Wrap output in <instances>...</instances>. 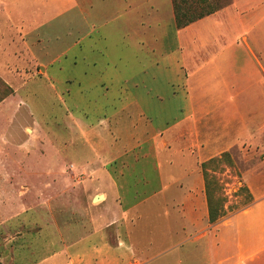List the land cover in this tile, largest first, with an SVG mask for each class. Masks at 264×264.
<instances>
[{"label": "crops", "instance_id": "1", "mask_svg": "<svg viewBox=\"0 0 264 264\" xmlns=\"http://www.w3.org/2000/svg\"><path fill=\"white\" fill-rule=\"evenodd\" d=\"M110 2L112 0H98L97 10L90 16L89 10L95 8L93 0H0V77L5 82L11 83V87H19L25 81L13 74L43 68V80L55 88L57 77L53 66L57 58L67 52L58 41L60 43L65 37L61 36L62 30L73 25L74 45L78 49L71 63L77 66L83 62L86 68L75 80H66L78 83L80 90L73 94L72 102L75 103V97H81L84 90L96 86L107 92L93 102L100 115L93 121L78 108V102L75 103L76 112L85 122L93 123L86 132L80 129L83 137H91L90 144L80 142L79 146L81 153L96 159L88 162L80 155L82 159L76 162V167L81 170L82 185L88 186L85 198L89 210L98 214L96 221L101 223L94 234L76 240L75 262L264 264V185L253 187L249 184L250 175H263L264 160L241 173V183L251 198L249 205L224 214L214 223H210L208 217L206 167L218 154L231 153L230 148L240 145L232 136L226 141L225 134L229 125L227 114H231V120L236 117L234 106L237 105L238 83L215 80L228 65L235 69L236 58L229 64L227 62L228 57H236V50L232 49L234 44H231V36H227V29L225 36H181L209 17L220 21V35H223V21L225 25H236L237 29L243 22V11L249 10L254 1L231 0L217 13L177 29L176 48L159 54L160 59L152 70L155 75L165 71L171 96L184 105L182 114L165 126L153 123L145 116L141 106L148 100L131 91L130 77H121L116 66L100 71L96 67L95 50L91 46L83 49L91 38L85 33L84 26L87 25L88 29L90 24L94 31L112 20L103 16L104 9L111 8ZM122 2L124 16L131 2ZM262 4L264 0L260 1ZM68 14L71 19L65 26L63 19ZM98 37L108 39V36ZM182 37L187 41L185 54L181 51ZM210 38L221 42L219 53L208 50ZM155 40L157 48L162 45L163 36ZM227 42L230 43L227 45ZM53 48L58 53H50ZM194 49H199L196 53L206 59L196 60L198 54H193ZM209 65L210 69L207 68ZM112 86L117 89L113 96L108 92ZM227 105L233 106L234 111L226 108ZM213 113L218 114L210 118ZM85 122L82 124L86 125ZM146 123L150 126L149 131H146ZM251 140L245 142L256 145ZM165 151L174 152L178 157L169 162L163 172L155 161ZM97 195H103V200L95 203L93 199ZM144 214L146 220L152 216L153 223L148 224V228H140V240L136 242L130 227L139 226ZM108 229L113 230L112 235ZM138 244L144 249L142 253L137 251Z\"/></svg>", "mask_w": 264, "mask_h": 264}, {"label": "rangeland", "instance_id": "2", "mask_svg": "<svg viewBox=\"0 0 264 264\" xmlns=\"http://www.w3.org/2000/svg\"><path fill=\"white\" fill-rule=\"evenodd\" d=\"M253 1L250 9L243 11V22L237 29L236 25H225L223 21V35H220V21L209 17L197 23L189 32L181 34L225 36L224 31L227 29V36H231V44H234L232 49L236 50V57L227 58L228 64L236 58V63H233L235 69L228 65L215 80L238 83L237 105L234 106L236 117L231 120V114H227L229 125L225 134L226 141L232 136L240 145L230 148L231 153L224 151L218 154L205 171L208 180H213L217 185L214 196L223 200L219 208L225 214L249 205L251 198L246 186L241 183V173L264 160V4L260 5L263 0ZM130 2L123 16L124 2L118 0L117 4V0H112L111 8L107 6L104 9L103 16L112 19L106 26L93 31L90 24L88 29L85 25L84 31L91 38L83 49L87 50L91 46L95 50L98 61L96 67L100 71L116 66L121 77L131 78L128 84L131 91L148 100L141 109L149 120L164 126L170 125L182 114L184 105L171 96L172 90L167 86L169 78L165 71L155 75L152 66L159 61V54H166L176 48L173 0ZM230 2L179 0L181 6L185 3L196 8H215L214 13ZM97 3L98 0H93L95 8L89 10L90 16L91 12L97 10ZM70 19V14L63 19L65 26ZM68 30H62L61 36L65 37L60 43L58 41V45L62 43V49L67 52L57 58L53 66L57 77L55 88L43 80V68L13 74L15 78L25 81L19 87H11V83L0 77V97L6 87L12 91L0 102V264H79L74 260L76 240L94 234L98 224L101 225L100 221H96L98 214L89 210L85 198L88 186L82 185L81 170L76 167V162L82 159L80 155L88 162L96 159L81 153L79 146L80 142L90 144L91 137H83L80 129L86 132L93 123L88 120L85 122L83 116L76 112V104L78 102V108L93 121L100 116L93 102L107 92L96 86L84 90L81 97L74 96L76 104L72 102L73 94H78L80 90L78 83L66 80L81 76L86 63L81 62L77 66L71 63L78 48L74 45L76 34L73 25ZM97 36H108V39ZM159 36H163V42L155 48V38ZM181 42V51L185 54L187 41L182 37ZM208 43L209 51L220 52L221 42L215 39ZM197 50L193 51V54H198L195 59H206L199 56L201 53H196ZM53 51L58 53L54 48L50 53ZM116 91L113 86L108 88L112 96ZM234 107L226 106L232 111ZM215 114L210 118L216 117ZM84 122L86 125L82 124ZM145 126L146 131H149L150 126L147 123ZM250 138L256 145L245 142ZM223 153L228 156L221 158ZM177 157L171 151L161 152L155 165L164 172L168 163L174 162ZM249 177L251 186L264 185V173ZM145 214L139 226L130 227L136 242L140 240V228H148L147 225L153 223L152 216L146 220ZM112 232V229H108L109 235ZM140 246L138 244V253L144 250ZM149 253L151 255L153 251Z\"/></svg>", "mask_w": 264, "mask_h": 264}, {"label": "trees", "instance_id": "3", "mask_svg": "<svg viewBox=\"0 0 264 264\" xmlns=\"http://www.w3.org/2000/svg\"><path fill=\"white\" fill-rule=\"evenodd\" d=\"M172 9H173L174 24L177 29L184 28L204 17L212 15L216 11L215 8H207V7L196 8V6L194 7L192 5H186L185 3L183 6H181L179 0L178 1L173 0ZM11 93H12L11 89L6 87V90L2 93L0 97V102L3 101ZM227 156H228L227 153H223L221 155V158ZM203 168H205V164H203ZM204 177H206L205 189H206V196L208 202L209 222L214 223L225 214L224 210L219 208L220 203L223 200L221 198H216L214 196V193L217 191L216 183L213 180H208L206 172L204 174Z\"/></svg>", "mask_w": 264, "mask_h": 264}, {"label": "bare ground", "instance_id": "4", "mask_svg": "<svg viewBox=\"0 0 264 264\" xmlns=\"http://www.w3.org/2000/svg\"><path fill=\"white\" fill-rule=\"evenodd\" d=\"M102 200H103V195H100V197L98 198V200H96L95 202L102 201Z\"/></svg>", "mask_w": 264, "mask_h": 264}, {"label": "water", "instance_id": "5", "mask_svg": "<svg viewBox=\"0 0 264 264\" xmlns=\"http://www.w3.org/2000/svg\"><path fill=\"white\" fill-rule=\"evenodd\" d=\"M99 197H100V195L95 196L94 199H93V202H95L96 200H98Z\"/></svg>", "mask_w": 264, "mask_h": 264}]
</instances>
